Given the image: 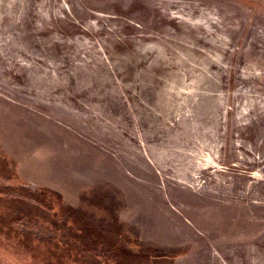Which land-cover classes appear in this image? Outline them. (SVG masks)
I'll use <instances>...</instances> for the list:
<instances>
[{
  "label": "rangeland",
  "instance_id": "obj_1",
  "mask_svg": "<svg viewBox=\"0 0 264 264\" xmlns=\"http://www.w3.org/2000/svg\"><path fill=\"white\" fill-rule=\"evenodd\" d=\"M0 264H264V0H0Z\"/></svg>",
  "mask_w": 264,
  "mask_h": 264
},
{
  "label": "flooded vegetation",
  "instance_id": "obj_2",
  "mask_svg": "<svg viewBox=\"0 0 264 264\" xmlns=\"http://www.w3.org/2000/svg\"><path fill=\"white\" fill-rule=\"evenodd\" d=\"M29 192H34V193H32V197L35 200H37L38 204H40V205L44 206L45 208H47L48 211L52 210V206H54V204L50 203L51 202V199L48 196H46L47 193H51V194L57 196L59 198V200H61V202L64 201L63 200V197H62V194L64 195L65 192L59 186L58 183L55 184L53 182H51V183H47L46 182L44 185L38 186L37 189H34L33 191L30 190ZM45 240L47 241V244L48 245H49V243L51 241H54L56 243H61V244H63L64 241H65L64 238L56 239L55 237H46ZM66 243L68 244V242H66ZM82 244H84V248L86 250H88L90 253H92V251H95V250H93L94 247H95V244L104 245L106 243L103 240H101V238H98V239H94V240H91V241L88 239L87 241H84ZM108 254H106V256Z\"/></svg>",
  "mask_w": 264,
  "mask_h": 264
}]
</instances>
